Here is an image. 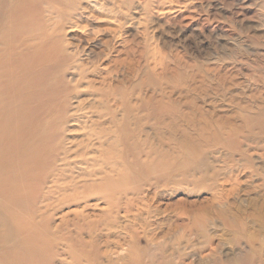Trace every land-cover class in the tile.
Listing matches in <instances>:
<instances>
[{
  "label": "rangeland",
  "instance_id": "rangeland-1",
  "mask_svg": "<svg viewBox=\"0 0 264 264\" xmlns=\"http://www.w3.org/2000/svg\"><path fill=\"white\" fill-rule=\"evenodd\" d=\"M101 1L90 13L74 17L80 26L69 27L60 24L88 0H0V57L23 36L36 49L40 39L28 32L31 28L43 37L44 46L39 52L33 48L25 62L44 66L29 80L30 85L40 82L36 90L44 106L68 97V110L63 103L56 111V132L66 129L67 138L86 141L90 126L110 131L122 117L124 140L129 105V128L136 138L167 152L168 165L157 171L170 178L145 174L150 184L123 195L119 211L89 200L85 211L91 220L106 211L119 217L100 225L94 234L97 248L124 264L135 237L140 255L133 253L146 264L151 259L264 264V130L249 133L241 118L246 106L253 114L264 112V0H120V7L113 4L119 0ZM46 3L57 7L53 20L42 14ZM10 27L14 35L8 42L2 35ZM106 89L107 111L101 99ZM114 96L122 97L115 117ZM77 109L75 120L61 122ZM98 111L106 116L100 118ZM219 125L244 130L240 150L214 141L200 144V135H213ZM188 142L197 144L200 156L190 154ZM152 156L159 158H150L146 149L139 157ZM81 202L64 205L55 222L81 217L76 216L85 205Z\"/></svg>",
  "mask_w": 264,
  "mask_h": 264
},
{
  "label": "bare ground",
  "instance_id": "bare-ground-1",
  "mask_svg": "<svg viewBox=\"0 0 264 264\" xmlns=\"http://www.w3.org/2000/svg\"><path fill=\"white\" fill-rule=\"evenodd\" d=\"M88 1L89 5H78L76 13L74 11L72 17L66 18V23L60 25L78 27L79 22L74 17H80L83 12L90 13L93 7L103 4L101 0ZM46 4V7L42 6V14H47L53 20L57 7ZM113 4L120 7L122 1ZM119 13L116 14L122 15ZM117 21L121 22L122 19L117 18ZM42 28L43 25H40L39 29ZM28 32L35 36L33 38L40 39L36 49L21 33L19 42L8 44L4 49L5 57H0V264H122V258L114 260L106 252H101L94 240L100 225L114 224L119 217L106 211L98 215L100 219L91 220V214L86 213L85 209L91 206L89 200L95 199L105 202L108 210L117 212L122 208L123 195L127 198L129 193H139L150 184L152 175L157 174L156 178H170L168 172L159 175L157 171V168L162 169L168 165L167 152L153 147L147 140L136 138L129 128L133 111L129 105L124 115L128 125L124 129L129 134L124 140L122 117L115 119L114 129L110 131L104 126H90L85 135L86 141L67 138L66 129L56 132V111L63 103L66 105L63 111L68 110V97L52 107L40 102V94L36 90L40 82L30 85L29 80L44 66L42 64L32 68V64H27L25 58L34 50L40 51L39 48L44 46L41 41L43 37L35 29L31 28ZM10 35H14L13 27L4 31L2 36L10 42ZM2 68L18 69L4 75L1 73ZM108 89L103 90L101 97L106 111L111 106ZM112 101L115 111L111 115L115 117L116 112L122 108V97L114 96ZM248 109L249 106L243 109L241 118L249 133L257 128L264 130L263 109L255 114ZM77 111L80 109L71 114L65 113L61 122L66 125L75 120ZM97 113L100 118L106 116L103 111ZM213 132V135H200V144L214 141L240 150L238 140L244 130L239 126L219 125ZM192 143L186 144L190 154L201 153L196 150L197 144ZM146 149L150 158L152 154L158 155V160L152 156V159L141 161L139 156ZM146 161H152L158 167H152ZM145 174L150 177L143 178ZM124 181L125 186L122 187ZM77 200L85 204L80 212L76 211V216L79 214L81 217L56 223L55 213L64 205ZM84 234L90 238L86 239ZM131 242L132 250L124 264H146L133 253L138 250L137 254L140 255L136 238H132ZM60 246L62 251L58 249ZM46 251L49 254L44 253ZM240 261L214 264H243ZM148 264L160 263L151 259Z\"/></svg>",
  "mask_w": 264,
  "mask_h": 264
}]
</instances>
